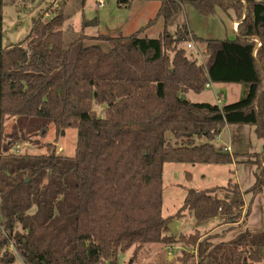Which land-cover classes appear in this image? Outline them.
<instances>
[{
    "label": "trees",
    "instance_id": "1",
    "mask_svg": "<svg viewBox=\"0 0 264 264\" xmlns=\"http://www.w3.org/2000/svg\"><path fill=\"white\" fill-rule=\"evenodd\" d=\"M66 2L33 18L25 38L3 47L0 0V264H116L133 245L178 241L196 245L197 264H258L264 231L244 230L212 245L196 233L174 237L167 224L184 212L236 223L249 211L243 194L264 189V1L161 0L155 17L128 35L82 29L67 43L60 29ZM185 3L202 15L232 9L234 38H189L185 24L153 38L142 34ZM190 40L204 44L201 60L183 47ZM206 83H238L242 95L223 105L180 98ZM6 116L51 119L56 133L75 128L73 156L57 153L53 143L45 154L4 152ZM230 124L253 125L262 149L216 146ZM239 157L255 165L244 191L230 180L188 189L173 215H161L164 163L232 164Z\"/></svg>",
    "mask_w": 264,
    "mask_h": 264
},
{
    "label": "rangeland",
    "instance_id": "2",
    "mask_svg": "<svg viewBox=\"0 0 264 264\" xmlns=\"http://www.w3.org/2000/svg\"><path fill=\"white\" fill-rule=\"evenodd\" d=\"M59 0H3L2 4V46L8 47L18 43L25 38L31 28L33 18L43 14L51 16L53 9ZM67 0L65 6V20L60 29L65 34L67 43L83 29V32L90 35L98 33L115 34L117 27L123 34H129L136 30L141 21L154 12L155 1L147 2L133 0L128 6H119L117 0ZM264 1V0H260ZM96 20L95 25H86V22ZM236 21L232 9L222 10L218 6L214 12L208 15L200 14L190 3H185L182 9L171 19L163 21L158 18L155 24L147 28L143 35L156 37L162 25L173 33L177 26L185 24L195 34L203 38L232 39L235 34L231 28L232 20ZM85 23H84V22ZM84 24V25H83ZM237 24V21H236ZM189 32L188 37L191 38ZM183 47L186 45L182 44ZM197 48L201 51L198 60L202 59L204 48L203 43H197L187 54L196 55ZM221 85V86H220ZM212 84L205 87L200 93H187V99L191 102H207L216 104H227L239 100L242 95V85L238 83ZM222 88L221 93H218ZM97 113H100L101 106L94 105ZM174 141V140H172ZM204 139H195L197 144ZM9 142V143H8ZM216 146L228 145L230 153L259 152L262 149L263 141L256 137L253 125L230 124L224 128L218 140L212 141ZM53 143L56 152L63 156H73L76 144V129L67 128L56 133L51 119L26 116H6L4 122V141L2 150L4 152H16L20 154H45L46 145ZM18 145V146H17ZM227 149V147H223ZM239 162L232 164H206V163H172L166 162L162 171V203L161 215L163 217L173 215L182 205L183 198L188 189H213L226 186L228 180L237 183L244 191L255 180V165L245 162L239 157ZM189 174L190 176H187ZM217 195H226L222 189L217 190ZM244 209L249 205L247 217L240 218L238 222H230L226 217L218 215L214 218L197 221L184 212L182 217L174 219L173 233L168 234L177 237L179 234H198L201 238L209 236L212 245L225 243L233 239L238 233L248 230L252 234L264 231V189L256 194L245 193L242 196ZM14 251V248L10 246ZM261 263L264 264V246L259 248ZM15 253V252H14ZM14 264H23L18 258ZM116 264H197L196 245L187 244L181 241L172 244L146 243L142 246L133 245L123 253H119Z\"/></svg>",
    "mask_w": 264,
    "mask_h": 264
},
{
    "label": "crops",
    "instance_id": "3",
    "mask_svg": "<svg viewBox=\"0 0 264 264\" xmlns=\"http://www.w3.org/2000/svg\"><path fill=\"white\" fill-rule=\"evenodd\" d=\"M128 1V3H127V5H128V7L132 4V2H133V0H127ZM141 1H147V2H152V1H155V0H141ZM160 1L161 0H156V3H155V7H154V12H153V14H150L151 13V9H150V13H149V15H147V17L146 18H144L142 21H141V24H140V26L139 27H141V26H144L146 23H147V21L149 20V19H152V18H154L155 17V15H156V13H157V10H158V7H159V5H160ZM155 24V23H154ZM153 24V25H154ZM152 25V26H153ZM138 27V28H139ZM151 27V26H150ZM234 27L236 28V21H235V19L234 20H232V22H231V28H232V31L234 32V34H235V30H234ZM120 26L119 27H117L116 29V33L115 34H112V35H116V34H118V33H121L122 35H128V34H123L122 33V31L120 30ZM138 28H135L136 30L138 29ZM149 28V27H148ZM164 28H166V25L164 24V26L162 25V28H161V30H159V32H158V35L163 31V29ZM147 29V28H146ZM145 29V30H146ZM167 30V29H166ZM187 30L190 32V33H192V34H194V35H196V36H198L197 34H195L194 33V31L191 29V28H189V27H187ZM135 31V30H134ZM134 31H132V32H134ZM132 32H130V33H132ZM129 33V34H130ZM144 33V32H143ZM146 35V34H145ZM157 35V36H158ZM147 36V35H146ZM156 36V37H157ZM149 37V36H148ZM198 37H200V38H202V39H215V38H203V37H201V36H198ZM203 46H204V44H203ZM204 50V48L202 49V51ZM212 84H214V83H212ZM218 85H220V84H218ZM221 86V85H220ZM222 88H220L219 89V91H218V93H220V95L222 94L221 93V90ZM187 94H185V96H186ZM223 96H225L224 94H222ZM187 97V96H186ZM220 105V104H219ZM228 125H226L224 128H226ZM223 128V129H224ZM222 129V130H223ZM221 130V131H222ZM221 133V132H220ZM220 133L215 137V139L216 140H218V138H219V136H220ZM9 143V142H8ZM219 147H227V151H229L230 150V148H229V146L228 145H225V144H220V146ZM230 152V151H229ZM58 153V152H57ZM176 227V226H175ZM260 248V247H259ZM261 263V261L258 263V264H260Z\"/></svg>",
    "mask_w": 264,
    "mask_h": 264
},
{
    "label": "built area",
    "instance_id": "4",
    "mask_svg": "<svg viewBox=\"0 0 264 264\" xmlns=\"http://www.w3.org/2000/svg\"><path fill=\"white\" fill-rule=\"evenodd\" d=\"M102 3H103V0H99V1H98V4H99V5H101ZM235 29H236V28L234 27V30H235ZM188 34H189V33H188ZM195 44H196V43H194L192 40H190V41L186 42L185 48H186V49H191V48H193V47L195 46ZM200 52H201V51L197 48V50L194 52V53L196 54L195 56H196V57H197V56H200V54H201ZM205 87H210V83H206V84H205ZM17 146H18V145H17Z\"/></svg>",
    "mask_w": 264,
    "mask_h": 264
},
{
    "label": "water",
    "instance_id": "5",
    "mask_svg": "<svg viewBox=\"0 0 264 264\" xmlns=\"http://www.w3.org/2000/svg\"><path fill=\"white\" fill-rule=\"evenodd\" d=\"M95 24H96V20H95V19L86 22V25H95ZM180 98H185V94H181V95H180ZM167 228H168V230H169L170 233H173L174 230H175V224H174V222H169V223L167 224Z\"/></svg>",
    "mask_w": 264,
    "mask_h": 264
}]
</instances>
